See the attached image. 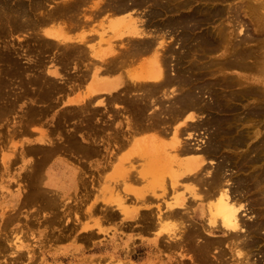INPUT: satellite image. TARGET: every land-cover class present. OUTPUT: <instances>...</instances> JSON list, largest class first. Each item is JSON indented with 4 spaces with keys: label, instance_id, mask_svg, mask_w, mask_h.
<instances>
[{
    "label": "bare ground",
    "instance_id": "1",
    "mask_svg": "<svg viewBox=\"0 0 264 264\" xmlns=\"http://www.w3.org/2000/svg\"><path fill=\"white\" fill-rule=\"evenodd\" d=\"M91 1L0 0V174L21 172L1 227L9 235L0 234V246L11 240L2 248L11 251L7 264L30 261L39 247L22 252L25 233L22 242L10 237L22 232L24 220L10 227L25 208L35 211L24 231L39 229L44 211L63 221L68 187L89 189L87 172L78 171L86 161L78 168L73 157L99 156L114 141L126 153L133 144L126 134L132 142L139 135L140 165L131 174L133 158L125 165L114 157L112 174L124 177L131 196L113 192L112 205L99 207L104 222L133 230L138 223L155 251L171 254L170 264H264V0H95L87 13ZM98 18L107 28L90 27ZM62 102L70 107L56 117ZM109 129L113 141L105 142ZM167 190L173 197L151 207Z\"/></svg>",
    "mask_w": 264,
    "mask_h": 264
},
{
    "label": "rangeland",
    "instance_id": "2",
    "mask_svg": "<svg viewBox=\"0 0 264 264\" xmlns=\"http://www.w3.org/2000/svg\"><path fill=\"white\" fill-rule=\"evenodd\" d=\"M92 2H94L95 3V0L94 1H91L90 2V4H89V6H86L85 8H86V12L87 13H90V11L91 10H94V8H93V6H94V3H92ZM93 4V5H92ZM88 7H90V8H88ZM89 10V11H88ZM100 18H103V17H100ZM100 18H98V20H94V22H91L92 23V25L90 26V27H92L93 26V28L96 26V25H98V26H96V28L97 29H99L100 28V30H101V28L103 29V26H100V25H106L105 27L107 28V21L106 20H101ZM100 20L103 22V24H102V22H100ZM98 22H100V24H98ZM97 23V24H96ZM105 23V24H104ZM96 24V25H95ZM95 25V26H94ZM90 27H89V29H90ZM74 32V33H73ZM69 34H73V36L74 35H78L79 34V31L77 30H74V31H71V33H69ZM51 55H52V57H54V55L53 54H47L46 56H50L49 58L51 59ZM24 60V61H23ZM22 60V62H25L26 60L25 59H23ZM138 65H136L135 66V64L133 65V67L132 68H135L136 69V67H137ZM252 76L253 75H255V76H261V74L260 75H258V73L257 72H254V74L252 73L251 74ZM16 86H14V87H12V88H15ZM16 90H18L19 91V89H15V90H13V91H16ZM18 91H16V92H18ZM20 92V91H19ZM78 93H80V92H78ZM80 94H82V93H80ZM76 96L77 95H72V98L73 99H76ZM78 96H81V95H78ZM23 101H25V100H23ZM60 104V107L58 106H56L55 108H54V110H53V112L55 113V115H56V117H58L59 115H60V113L59 112H61L62 111V108L63 109H65L66 108V106L67 107H70V104H68V103H64L63 104V102H62V104L61 103H59ZM68 104V105H67ZM64 105H65V107H64ZM61 109V110H60ZM59 110V111H58ZM57 113H59V114H57ZM122 113V112H121ZM106 118H108V116L106 115ZM106 118H105V120H106ZM51 119V118H50ZM49 119V120H50ZM121 119V118H120ZM107 122L106 123H108L109 122V124H111V120H109V119H107L106 120ZM45 122V121H44ZM106 125V124H105ZM115 126H116V129L117 128H119V127H121L122 126V123H118V122H116L115 123ZM112 127H113V125H112ZM111 127V128H112ZM1 129V128H0ZM10 129V128H9ZM44 130H47V126L46 127H44ZM2 130H0V132H1ZM113 131L114 130H112V131H110V129H109V131H107V135H108V137L106 138V140H105V142H107V140H112L111 139V137H109L110 135H112V134H110V132H112L113 133ZM5 132H7V129H5V131H4V133ZM110 134V135H109ZM127 135V134H126ZM125 135V140H127V141H130L131 143H133L134 144V142L135 141H137V140H135V139H137L138 138V136L136 137V138H133V142H132V139H129L128 140V137ZM64 136H65V133H64ZM63 136V137H64ZM169 136L171 137V135H168V138H167V136L165 137V141H169ZM62 137V138H63ZM113 138V137H112ZM197 138H199L200 140H202V141H205V138H206V135L205 134H203V132L201 131L200 132V134L199 135H197ZM7 139V138H6ZM15 140V142L17 141V142H19V138L18 139H14ZM113 141V140H112ZM193 143V142H192ZM133 144H131L130 145V143H128V145L126 144L125 146H124V148H126L127 147V149H126V151H130L129 153L128 152H126V153H128L127 155H125L126 153L124 152L123 153V150H125V149H123V147H122V150H121V148H119L118 150L120 151H118L116 148L118 147L117 146V142L116 141H114V142H112V146H113V149H116V150H113L111 147V143H109V144H106V145H104V148L102 147V152H101V150H100V154H99V156L101 157H99L98 155H93L92 157L93 158H91V157H89L88 159H91V160H89L88 161V159L86 160V158L85 157H82L81 156V158H79V157H73V159H72V162L76 165V166H78V168L80 167L79 165H80V163H82L81 165H83V163H85V161H86V163H85V165L83 166V167H81V168H79V170L78 171H81V172H89V169H90V171L92 172H94L95 174H97V175H93V172L91 173V172H89V174H87V173H84V176H83V179H86L85 180V182L86 181H89L88 182V185L86 186V187H89V189L87 188L86 189V191H85V189L84 190H82L81 191V189H78L77 187H68V189H67V194H71L70 195V197H67V196H63L62 197V199H63V201H65L66 203H69L70 204V206H72V207H69L70 209H66L67 208V206H69V204L68 205H66V204H64L65 202H63L62 203V205L63 206H61V208L63 207V209H61V210H63V211H66V214L64 215L65 217V219L63 220L64 222H65V220H66V223H64L63 221H62V218L60 217V219H59V222L57 221H53V217L51 216L52 215V213L51 214H48L47 213V211H44L43 213H42V216L43 217H40V220L39 221H42L43 223L44 222H46L47 223V225H46V223L45 224H43L42 222L41 223H39V229H36L35 230V228L33 229V231H32V229H31V227H30V231H24V226L27 228V230H29V227L28 226H32V228H33V226H34V222H33V219H32V217H29L28 216V214L29 213H31L33 210L35 211V209H31V210H27L28 208H25L26 210H24L25 212H27V213H25L24 212V215H26V217L24 218V217H22L20 220H19V222H18V220L17 221H15L14 222V225L12 226V227H10V229L11 228H13V229H18L20 226H23L24 224V226H23V230H22V232H19V233H12V234H10V237H14L16 234L18 235V237H20V235L19 234H22V233H25V234H22V235H24L22 238V240H23V242H22V240H21V237L19 238L20 239V242H22L23 243V245L24 246H26V248H23L22 249V252H24V251H27L28 250V247H29V250L30 249H33L34 247L35 248H37V246L39 245V247H38V250H39V252H38V250H36L35 252H36V254H34L33 255V257H32V259L30 260V261H28V260H24V262L22 263V264H117L118 262V260H120V261H122V262H124V263H135V264H170V259H169V257H171V254L168 252H158V251H155L154 249H153V243L150 241V240H152L151 239V235H144V236H142V235H140L137 231L140 229V228H138L139 227V224L138 223H135V228H134V230L133 229H131L130 227H129V229H128V227L127 226H129V224L128 223H126L125 224V227H121V224L118 222V224L116 223V221H103L104 219H105V217H104V213H103V210L105 209V207L106 206H109V205H112L111 204V202L110 201H112V200H115L116 199V197H118L120 200L122 199V197H123V195H126V194H129V195H127L128 197L129 196H131V193H129V192H127L126 190H124L125 189V186L122 184V182L124 181V177H119L120 178V180H119V178L117 177H114V175L112 174L113 172H115V170H114V168H115V166L118 164V162L120 161H122V163H124L125 164V162L128 160V165H131L132 164V161H133V163L134 164H132V165H134V167H132V169H131V174H133V173H136V171H137V169H136V167L137 166H139L140 165V161H138L139 159H138V155H134V154H136V152H134L133 151ZM19 145H17V147H18ZM111 146V147H110ZM129 147V148H128ZM114 151H112L111 149ZM104 151V152H103ZM110 152V153H109ZM113 153V156H112V153ZM117 152V153H116ZM105 153H106V155H105ZM109 153V154H108ZM119 153V154H118ZM115 154V155H114ZM118 154V155H117ZM121 154H122V158H120L121 157ZM133 157H132V156ZM107 156V157H106ZM109 156H110V158H109ZM117 157V156H120V157H117L118 158V160H116V158H114V157ZM95 157H98V158H95ZM136 157V158H135ZM84 158V159H83ZM96 160H95V159ZM104 158V159H103ZM114 158V159H113ZM131 158H133V160L131 159ZM135 158V159H134ZM76 161H75V160ZM110 159V160H109ZM122 159V160H121ZM126 159V160H125ZM136 159H137V161H136ZM108 160V161H107ZM112 160V161H111ZM115 160V161H114ZM130 160V161H129ZM132 160V161H131ZM134 160L136 161V162H134ZM83 161V162H82ZM114 161V162H113ZM125 161V162H124ZM107 162V163H106ZM111 164H110V163ZM139 162V163H138ZM78 163V164H77ZM109 163V164H108ZM114 163H116L115 165H114ZM131 163V164H130ZM136 163H137V165H136ZM96 164V165H95ZM103 164V165H102ZM111 167V171H106L107 169H110V167L108 166V165ZM127 164V163H126ZM125 164V165H126ZM19 165H21V164H19V163H17L16 164V166H14V168H17V167H19ZM87 165V166H86ZM111 165H113V166H111ZM104 166H105V168H104ZM103 168V169H102ZM81 169V170H80ZM106 169V170H105ZM18 170V169H17ZM99 170H104L103 172L105 173V174H109V176L114 180V178H116L115 179V181H113V180H111L110 179V177L109 176H106V178H105V175H103V178H102V180L104 179V182L101 180V177L100 176H102V174H104V173H102V171H101V173H99L100 171ZM112 170H113V172H112ZM136 170V171H135ZM16 172V174L15 175H17V174H19V172H17V171H15ZM98 172V173H97ZM21 173V172H20ZM11 174H13L12 176H11ZM107 174V175H108ZM14 173L13 172H9V176H5V173H4V175L2 176L1 174H0V194H1V196H0V228L2 227V224H3V219L4 218H7V216L8 215H10L12 212V210H11V204L12 203H10V201H11V199H12V197L13 196H11V195H14V194H16V190L18 189V186H17V178H14ZM89 175V176H88ZM16 177V176H15ZM60 179H62V177H61V175H59L58 176ZM88 177V178H87ZM92 177H93V179H92ZM95 177V178H94ZM90 178H91V180H90ZM108 180V182H107V180ZM113 181L114 183H111V181ZM118 179V180H117ZM62 180H64V179H62ZM101 180V181H100ZM93 182V183H92ZM95 182V183H94ZM101 182H103V183H111L110 184V187H111V189L110 190H108L110 187H107V185H102V183ZM117 182H119V183H116ZM90 183V184H89ZM24 184V183H23ZM108 184V185H109ZM119 184V185H118ZM121 184V185H120ZM93 185V186H92ZM102 185V186H101ZM114 185H116V186H114ZM139 186V184H136L135 185V187L134 188H136L137 189V187ZM2 186V187H1ZM22 186V185H21ZM91 186V187H90ZM114 187V189H113V187ZM120 186V187H119ZM132 187L134 186V184L133 185H131ZM47 189H52V187L51 186H49V187H47V185L45 186ZM105 187H107L108 189H106ZM119 187V188H118ZM124 187V188H123ZM123 188V189H122ZM113 189V191H111ZM115 189H117V192L115 191ZM88 190V191H87ZM121 192V195L120 194H118V193H120ZM168 191V190H167ZM2 192V193H1ZM58 192V191H57ZM60 192V191H59ZM80 192V193H79ZM87 192V193H86ZM110 192H112V193H110ZM113 192L115 193V194H118V195H120V196H113L115 199H111V196L113 195ZM180 192H182L181 190H180ZM61 193V192H60ZM87 195H89V197L87 198V199H85L86 198V196H85V194ZM78 194H80L81 196H83L82 197V201L80 200V195H79V197H78ZM111 194V195H110ZM114 194V195H115ZM149 194V193H148ZM172 195V193H171V191H168V192H166L163 196L161 195V197H160V194L157 196H154V202L156 201L157 203L155 204V203H153L154 204V206L152 205L151 207H156L157 205H159V204H163L162 202H164V201H166V200H169V199H171L173 196H171ZM73 196V197H72ZM75 196H77L78 197V201H77V197H75ZM109 197V198H107L108 200H109V202H108V200L105 198V197ZM75 197V198H74ZM112 197V198H113ZM189 197V196H188ZM71 199V200H70ZM111 199V200H110ZM86 202H85V201ZM91 200V201H90ZM96 200V201H95ZM107 200V202H105V201ZM73 201H75V203H73ZM90 202V203H88V202ZM83 202V203H82ZM71 203H73V204H71ZM78 203H80V205L81 206H83V207H81L80 205H78ZM83 205H82V204ZM85 203V204H84ZM91 206L90 208H89V206H87L88 204ZM110 203V204H109ZM87 204V205H86ZM78 205V206H77ZM86 205V206H85ZM127 205H129V204H127ZM156 205V206H155ZM194 205H195V203H194ZM74 206H76V207H74ZM96 208H95V207ZM103 207V208H99V207ZM74 207V208H73ZM78 207V208H77ZM87 207H88V210H87ZM71 208H73V209H75V210H71ZM79 208H80V210H79ZM84 208V209H83ZM197 208V206L195 205L194 207H193V209L195 210ZM65 209V210H64ZM92 209H98V210H95L97 213H95V211L94 210H92ZM101 209H103V210H101ZM77 210H79L80 211V213H85V214H80V213H78L79 211H77ZM83 210V211H82ZM87 210V211H86ZM33 211V212H34ZM74 213H73V212ZM77 211V212H76ZM90 213H89V212ZM92 211L94 212V214H92ZM88 212V213H87ZM102 212V213H101ZM70 213L72 214V215H70ZM75 213H77V214H75ZM99 213H100V215H99ZM74 214V215H73ZM88 214V215H87ZM49 215V217L50 218H48L47 216ZM69 215V216H68ZM101 215H103V216H101ZM67 216V217H66ZM44 217H45V219H46V221L44 220ZM97 217H98V219H97ZM100 217V218H99ZM29 218L32 220H29ZM41 218H43V219H41ZM67 218V219H66ZM101 218H103V219H101ZM49 219V220H48ZM51 219V220H50ZM77 220V221H75V220ZM24 220V221H23ZM30 222H32V223H30ZM73 220H74V222H73ZM98 220V221H97ZM171 220V219H170ZM169 220V222L171 223H169V222H166V223H168L167 224V227L168 228H171V226H169V225H172V223H173V221H170ZM22 221H23V223H22ZM28 221V222H27ZM50 222V224L51 225H49L48 223ZM94 221H96L95 223H94ZM100 221H103L102 222V224L100 223ZM125 222H127V220H124ZM27 222V223H26ZM60 222H63V224L62 225H66V224H70L69 225V227H68V225H64V227L60 224ZM80 222H81V224H80ZM108 222H110V223H108ZM23 225H22V224ZM52 223H54L53 225H52ZM60 224V225H58V224ZM72 223V224H71ZM78 223L80 224V225H78ZM85 223V224H84ZM95 225H94V224ZM30 224H32V225H30ZM55 224H57V226L55 225ZM82 224H83V227H82ZM117 224V225H116ZM84 225H86V226H88L89 227V229H88V227H86L85 226V228H84ZM102 225V226H101ZM48 226V227H47ZM52 226V227H51ZM75 226H78L77 228L75 227ZM81 226V227H80ZM93 226V227H92ZM173 226V225H172ZM95 227V228H94ZM119 227V228H118ZM127 227V228H126ZM25 228V229H26ZM52 228V229H51ZM123 230H122V229ZM126 228V229H125ZM88 229V230H87ZM119 229V230H118ZM128 229V230H127ZM35 230V231H34ZM49 230H50V232H49ZM137 230V231H136ZM1 231L2 232H0V234H3V233H6L7 235H9V233L6 231V232H4V230H2V228H1ZM31 231L32 232H35V233H37V234H35V233H31ZM53 231V232H52ZM56 231V232H55ZM64 231H65V233H64ZM68 233H67V232ZM97 231V233H95ZM27 232H29L28 234H27ZM63 232V233H62ZM86 232H92V235H91V237H89V238H87V239H83V238H81L80 237V235L82 234V233H86ZM110 232V233H109ZM45 233H46V235H45ZM53 233H54V235H53ZM57 235H56V234ZM60 233H62V234H60ZM93 233H95V234H93ZM31 234H35V235H33V238H35L34 240H33V238H32V236H31ZM48 234V235H47ZM50 234H52V235H50ZM65 234V235H64ZM68 234H69V236H68ZM97 234V235H96ZM29 235H30V239L28 238L29 237ZM58 235H60L59 237H61V238H59L58 237ZM63 235V236H62ZM44 236H47V237H54V236H56L57 237V241L55 240L54 242H53V239L52 238H50V239H52L51 241L52 242H50V241H48L49 239H47V237H46V239H45V237ZM94 236V237H93ZM25 237V238H24ZM68 237V238H67ZM80 237V238H79ZM26 238H27V241H26ZM81 240V241H79V239ZM93 238V240H91ZM95 238V239H94ZM9 239V238H8ZM32 239V240H31ZM59 239H60V241H59ZM88 239H90V241L88 240ZM1 240V239H0ZM28 240H29V242H28ZM47 240V241H46ZM62 240V241H61ZM87 241V242H85V241ZM7 241V240H6ZM11 241V240H10ZM10 241L8 240L7 242H5L6 244H5V247L3 246V247H1L3 244L1 243V248H0V250H3L4 252L0 255V262H3V263H0V264H7V263H9V261L8 260H6V259H11L10 257H12V255H11V251L10 250H4V249H8L9 247L7 246V243H8V245H10ZM13 241V240H12ZM34 241V242H33ZM41 241V242H40ZM44 241H45V243L46 242H48V243H44ZM89 241V242H88ZM33 244H32V243ZM37 242V243H36ZM84 244H83V243ZM54 243V244H53ZM30 244H31V246H30ZM44 244H45V246H44ZM88 244H90L89 246H88ZM114 244H117V246H113ZM46 245H48V247H46ZM52 245V246H51ZM87 245V246H86ZM7 246V247H6ZM43 246V247H42ZM130 246V247H129ZM51 247V248H50ZM2 248H4V249H2ZM130 248H132L131 250H134V252H133V254L132 253H129L128 251H130ZM154 254V255H153ZM162 254V255H161ZM40 257H39V256ZM164 256V257H163ZM2 257H3V260H2ZM38 258H40V259H38ZM2 260V261H1ZM8 261V262H7ZM120 263V264H123V263ZM11 264V263H10Z\"/></svg>",
    "mask_w": 264,
    "mask_h": 264
}]
</instances>
